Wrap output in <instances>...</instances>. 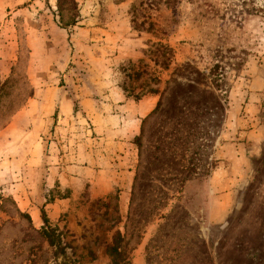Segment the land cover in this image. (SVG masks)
Returning a JSON list of instances; mask_svg holds the SVG:
<instances>
[{
    "label": "rangeland",
    "instance_id": "obj_1",
    "mask_svg": "<svg viewBox=\"0 0 264 264\" xmlns=\"http://www.w3.org/2000/svg\"><path fill=\"white\" fill-rule=\"evenodd\" d=\"M114 262L264 264L261 0H0V264Z\"/></svg>",
    "mask_w": 264,
    "mask_h": 264
},
{
    "label": "trees",
    "instance_id": "obj_2",
    "mask_svg": "<svg viewBox=\"0 0 264 264\" xmlns=\"http://www.w3.org/2000/svg\"><path fill=\"white\" fill-rule=\"evenodd\" d=\"M261 1L263 3V7H264V0H261ZM240 2L242 3V5H246V4L250 5V4H253L254 3V0H240ZM74 22H75V18H72V19H70L67 22V24L70 25V24H73ZM45 233H47L48 237H51L50 244L51 245H54L53 243H54L55 240L52 238V235H50V234H53V231L51 229H49V231L48 232L45 231ZM112 253H114L115 255H118L119 254V252L117 250V247L115 245L112 246ZM113 264H117V262H114Z\"/></svg>",
    "mask_w": 264,
    "mask_h": 264
},
{
    "label": "crops",
    "instance_id": "obj_3",
    "mask_svg": "<svg viewBox=\"0 0 264 264\" xmlns=\"http://www.w3.org/2000/svg\"><path fill=\"white\" fill-rule=\"evenodd\" d=\"M69 105H67L66 101H62V99H58L55 107H57L58 110H61V108L67 109ZM54 111V109H53ZM17 117V116H16Z\"/></svg>",
    "mask_w": 264,
    "mask_h": 264
}]
</instances>
